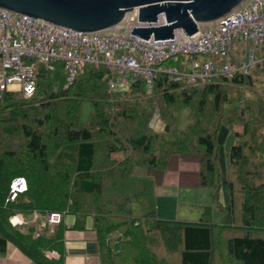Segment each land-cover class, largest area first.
I'll return each instance as SVG.
<instances>
[{
	"label": "trees",
	"instance_id": "1",
	"mask_svg": "<svg viewBox=\"0 0 264 264\" xmlns=\"http://www.w3.org/2000/svg\"><path fill=\"white\" fill-rule=\"evenodd\" d=\"M108 78L104 65L87 64L66 86L58 62L39 69L31 97L0 94V254L12 242L37 264H64L63 219L40 232L9 223L16 212L60 211L76 214V228L92 216L100 264H264V92L252 90L254 109L241 91L264 84V63L198 86L159 72L150 90L137 75L109 90ZM156 108L161 128L149 126ZM184 109L192 119L181 124ZM222 126L236 137L223 171ZM182 152L199 155L198 185L212 198L197 220L159 217L154 179L134 171L165 169ZM19 176L27 188L11 198ZM53 249L58 257L46 255Z\"/></svg>",
	"mask_w": 264,
	"mask_h": 264
},
{
	"label": "built area",
	"instance_id": "2",
	"mask_svg": "<svg viewBox=\"0 0 264 264\" xmlns=\"http://www.w3.org/2000/svg\"><path fill=\"white\" fill-rule=\"evenodd\" d=\"M166 23L164 13L156 21H140L134 7L107 30L83 31L0 6V94L31 97L39 69L53 71L58 62L66 72V86L89 64L108 69L109 90L127 88L133 75L150 90L159 72L198 86L247 74L264 61V0H244L210 29L200 24L193 34L176 29L173 37L147 39L131 33L133 26ZM26 188V178L15 177L11 198ZM62 219V212L49 211L41 224L53 227ZM46 255L59 256L55 250Z\"/></svg>",
	"mask_w": 264,
	"mask_h": 264
},
{
	"label": "water",
	"instance_id": "3",
	"mask_svg": "<svg viewBox=\"0 0 264 264\" xmlns=\"http://www.w3.org/2000/svg\"><path fill=\"white\" fill-rule=\"evenodd\" d=\"M244 0H0V6L59 25L83 31L107 30L138 7L139 20L156 21L164 13L167 23L133 26L131 33L147 38L173 37L176 29L186 34L212 22Z\"/></svg>",
	"mask_w": 264,
	"mask_h": 264
},
{
	"label": "crops",
	"instance_id": "4",
	"mask_svg": "<svg viewBox=\"0 0 264 264\" xmlns=\"http://www.w3.org/2000/svg\"><path fill=\"white\" fill-rule=\"evenodd\" d=\"M223 162L226 166L227 162ZM134 171L136 175L154 179L156 209L161 218L194 220L186 217L187 210L180 216L181 205L196 206L200 216L202 207L212 203L209 189L198 185L199 156L195 152L172 154L165 169L137 166ZM76 218L74 213L63 214V222L68 226L63 238L64 264H100L99 244L92 216H86L84 228L74 227ZM0 264L37 263L17 245L8 242L6 251L0 254Z\"/></svg>",
	"mask_w": 264,
	"mask_h": 264
},
{
	"label": "rangeland",
	"instance_id": "5",
	"mask_svg": "<svg viewBox=\"0 0 264 264\" xmlns=\"http://www.w3.org/2000/svg\"><path fill=\"white\" fill-rule=\"evenodd\" d=\"M201 25H202V27L204 29H210L213 25H215V23H213V21H212V22L202 23ZM263 63H264V61L262 62V64H259L257 66H262ZM251 86L252 85H249L248 83H246L245 85H243L241 87V91L243 93V97L246 99V102H249L250 105L252 107H254V109H255V103H257V102H256V98H253V97L255 96V94L257 95V93L256 92L254 93L252 90L258 88L262 92H264V84L259 86L258 83H255V87L252 88ZM89 108H90L89 102L85 101L83 103V108H82L83 117L86 116V114L89 111ZM156 109L157 110L153 113L152 118L149 121V126L150 127L155 126V128H161L163 126V122L159 121V118H158L159 117V111H158V108H156ZM252 113H254V111H252ZM181 116H182L181 124H182L183 121L187 122L188 120L192 119L191 118V113L188 110H185V109L182 112ZM253 123H259V119L255 118V120H253ZM234 127H235V129H239V130L243 129V126H242L241 123H236L234 125ZM235 141H236V137L234 135L233 129H230V128L226 127V126H222L221 129H220V132H219V152H218L219 153V165H220V170L221 171H223L226 168V166H224L225 163L223 161L225 160L227 162L228 156H229L230 147H231V145L233 143H235ZM203 207H202L201 211L203 210ZM186 210H187V215H188L186 217H188V219H194V220L198 219L199 211H198V208L196 206L190 207V206L181 205V207H180V216L181 215L183 216L184 211H186ZM37 213H39V212L35 211L31 216H27L23 212H16L15 214L11 215V216L18 215L16 220H12L11 216H10L9 217V223L12 226H14V227L26 226V228H27V226H29L28 224L34 223V224L38 225V228H39L38 231L39 232L44 230V229L45 230L46 229H48V230L50 229L51 230L54 226L51 227V226H49L47 224H45V225L41 224V221H42V219H44L45 215H40V214L36 215ZM218 216H219L218 210L216 208H214V210H213V219L217 220Z\"/></svg>",
	"mask_w": 264,
	"mask_h": 264
}]
</instances>
